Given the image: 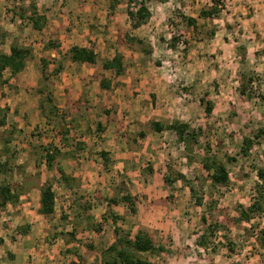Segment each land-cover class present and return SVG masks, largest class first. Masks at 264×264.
I'll return each mask as SVG.
<instances>
[{
    "label": "rangeland",
    "instance_id": "rangeland-1",
    "mask_svg": "<svg viewBox=\"0 0 264 264\" xmlns=\"http://www.w3.org/2000/svg\"><path fill=\"white\" fill-rule=\"evenodd\" d=\"M143 1L151 17L133 28L128 0H0V51L11 44L31 49L24 69L13 77L5 72L10 81L0 85V163L12 168L0 173V181L6 178L20 193L18 202L0 208V264H100L113 240L114 224L102 218L106 201L126 193L135 197L136 212L122 201L112 205L117 225L147 230L165 247L160 256L140 254L155 264H264L256 241L264 212L245 222L237 210L249 205L255 167L264 165V134L248 156L240 153L244 137L264 130V0H221L222 10L209 18L199 13L211 0ZM32 3L46 16L43 30L19 17ZM123 34L143 44L128 48L118 40ZM73 45L93 46L96 64L70 61ZM116 51L125 65L119 77L101 66ZM42 58L49 61L48 73L58 63L62 70L44 80ZM243 75L251 78L245 94L239 91ZM103 76L111 81L108 90L99 85ZM204 95L213 103L210 115L199 101ZM174 120L199 132L190 150L173 131L149 125ZM49 145L60 151L52 169L42 149ZM209 155L225 163L227 185L211 186L202 166ZM178 173L182 179L164 181ZM46 181L55 194L49 217L38 213ZM202 216L220 224L204 246L196 242L208 224ZM19 225L28 232L17 234Z\"/></svg>",
    "mask_w": 264,
    "mask_h": 264
},
{
    "label": "trees",
    "instance_id": "trees-1",
    "mask_svg": "<svg viewBox=\"0 0 264 264\" xmlns=\"http://www.w3.org/2000/svg\"><path fill=\"white\" fill-rule=\"evenodd\" d=\"M212 4L209 7H204L200 10V16L209 18L215 17L222 10L221 0H211ZM29 13L26 15L25 10H21L19 17L27 19L31 26L35 30H43L46 25V16L38 12V9L35 4L29 5ZM134 6V7H133ZM115 7V2L113 1L110 5L111 10ZM127 15L132 20V27L139 28L142 25L146 24L151 17V13L148 7L145 5L143 0H128L127 2ZM186 23L195 27V20L191 17L186 18ZM119 42L125 44L128 48H132L134 42H139L143 44V41L137 39L128 34H123L118 36ZM178 41L177 36H173L171 39V46L175 47L176 42ZM53 46L58 45H49L46 44V47L52 48ZM144 52L149 53L150 51L143 47ZM67 55L70 61L74 63L82 64H96L97 54L93 46H71ZM31 56V49L27 46H21L18 44H11L8 52L0 51V85L8 83L10 78H5L4 73L8 72L10 77L15 76L20 71H22L26 65L27 59ZM42 77L44 80H47L50 75L57 74L62 70V64L58 63L55 69H52L48 73L49 61L42 58ZM102 68L104 70H110L114 76L119 77L125 72V65L123 63L122 54L116 51L113 56L109 59H106L102 62ZM245 81H241V87L239 91L242 94H245L248 89H250L251 78L242 76ZM99 85L102 89H110L111 81L102 77L99 80ZM48 102L51 103L53 99L47 97ZM201 105L204 107V112L206 115H210L213 111V103L211 99L204 95L199 98ZM51 111L54 113L56 106L51 105ZM0 112H3V109H0ZM5 124L4 114L0 116V126ZM150 128L155 132H161L165 129L171 130L175 133V137L178 141L182 142L187 150L191 149V144L198 141L199 132L191 128V126L184 121L174 120L170 123H164L161 121H150ZM97 129L102 130L101 123H97ZM68 133L67 130L63 131ZM143 134V133H142ZM141 134V135H142ZM264 134L263 129H259L257 132L252 134V136H246L242 140V145L240 147V153L243 156H248L252 150L254 144L258 142V138ZM68 137L62 135L61 141L64 142ZM44 160L49 169L53 168L56 157L60 153L59 149L49 145L47 147H42ZM100 156L104 161L108 160V153L106 151H101ZM202 166L209 172V179L211 186L217 185H227L230 181V175L227 170L225 163L220 161L216 156L209 155L205 157L202 161ZM55 170L60 175V178L65 184H69V178L63 171L60 166H56ZM12 168L8 165V161L0 163V173L10 174ZM256 181L253 187V195L249 205H239L238 207V219L241 221L249 222L254 216L264 212V165L255 167ZM183 175L178 173L176 177L164 176V181L167 184L173 183L175 180L182 179ZM191 195L195 198L198 205L202 204V197L196 196L195 189L190 187ZM20 193L18 187L13 185L6 178L0 181V208L3 209L9 204H15L18 202ZM119 201L125 202L128 205V208L131 212H136V200L135 197L129 193L113 196L107 199L106 211L103 213L102 218L104 220L110 219L113 224V240L112 242L100 253V264H155L148 258L142 257L140 254H148L160 256L162 252L166 249L165 247L156 242L151 234L144 229H138L136 232L131 230H126L117 225V221L120 219V216L116 214L113 210L112 205L117 204ZM55 212V194L52 188L50 181H46L40 189L39 196V207L38 213L44 217H49ZM203 222L206 224L207 217L202 216ZM220 224L216 221L208 222L206 226L205 233H202L197 238V244L204 246L208 241L209 235H212L214 231L219 228ZM101 229V226L98 227ZM17 234L24 235L28 232V226L19 225L16 227ZM256 241L264 248V230L256 236ZM3 242L0 238V244ZM232 244V243H231ZM232 250V248H231ZM73 253L77 256V259H81V256L77 253L76 249H73ZM12 257V255H10ZM72 264H78L73 263Z\"/></svg>",
    "mask_w": 264,
    "mask_h": 264
},
{
    "label": "crops",
    "instance_id": "crops-1",
    "mask_svg": "<svg viewBox=\"0 0 264 264\" xmlns=\"http://www.w3.org/2000/svg\"><path fill=\"white\" fill-rule=\"evenodd\" d=\"M83 46H86V45H83Z\"/></svg>",
    "mask_w": 264,
    "mask_h": 264
}]
</instances>
